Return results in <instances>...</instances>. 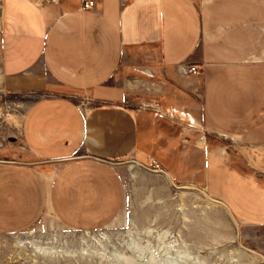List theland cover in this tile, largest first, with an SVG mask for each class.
Masks as SVG:
<instances>
[{
    "label": "crops",
    "instance_id": "crops-1",
    "mask_svg": "<svg viewBox=\"0 0 264 264\" xmlns=\"http://www.w3.org/2000/svg\"><path fill=\"white\" fill-rule=\"evenodd\" d=\"M0 84L39 95L6 115L30 158H0V233L107 225L122 168L172 187L134 160L264 235V0H0Z\"/></svg>",
    "mask_w": 264,
    "mask_h": 264
},
{
    "label": "rangeland",
    "instance_id": "rangeland-1",
    "mask_svg": "<svg viewBox=\"0 0 264 264\" xmlns=\"http://www.w3.org/2000/svg\"><path fill=\"white\" fill-rule=\"evenodd\" d=\"M37 97L0 84V158H30L6 115L20 116ZM122 171L127 196L117 218L95 229H72L47 215L25 232L0 233V264H264L259 228L243 226L196 190Z\"/></svg>",
    "mask_w": 264,
    "mask_h": 264
},
{
    "label": "water",
    "instance_id": "water-1",
    "mask_svg": "<svg viewBox=\"0 0 264 264\" xmlns=\"http://www.w3.org/2000/svg\"><path fill=\"white\" fill-rule=\"evenodd\" d=\"M0 162H10V161H8V160H0ZM130 162H133V163H135V164H138V165H140V166L146 168L147 170H152V171H157V172L163 173V174L167 177V179L169 180L170 184H171L173 187L177 188V189H187V190H196V191H198V192L201 193L203 196H205V197L209 198L210 200H212V201H214V202H216V203L222 205V206L228 211V213L234 218L233 213L230 211L229 207H228L223 201H221V200H219V199H216V198H214V197H212V196H209V194L206 193L203 189H200V188L195 187V186H190V185H178V184H176V183L172 180V178L169 176V174H168L166 171H164L163 169H160V170H153V169L149 168L148 166H145V165H143V164H141V163H139V162H137V161L132 160V161H130ZM234 219H235V218H234ZM235 221H236V220H235ZM237 224H238V222H237ZM245 249L248 250V251H252V252H254L252 249H248V248H245Z\"/></svg>",
    "mask_w": 264,
    "mask_h": 264
},
{
    "label": "built area",
    "instance_id": "built-area-1",
    "mask_svg": "<svg viewBox=\"0 0 264 264\" xmlns=\"http://www.w3.org/2000/svg\"><path fill=\"white\" fill-rule=\"evenodd\" d=\"M48 1H53L55 2L56 0H48ZM97 5V0H82V8L83 9H87V8H91V7H95ZM183 72L185 74H190V73H199V69L196 66H189L187 68L183 69ZM152 168L154 170H160L161 167L158 163H154V165L152 166Z\"/></svg>",
    "mask_w": 264,
    "mask_h": 264
}]
</instances>
